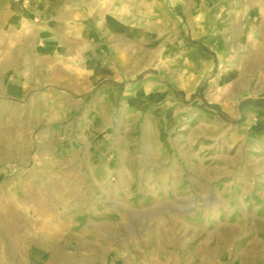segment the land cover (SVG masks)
<instances>
[{"label":"rangeland","instance_id":"374dc122","mask_svg":"<svg viewBox=\"0 0 264 264\" xmlns=\"http://www.w3.org/2000/svg\"><path fill=\"white\" fill-rule=\"evenodd\" d=\"M175 2L118 32L0 0V264H44L92 206L195 233L181 264H264V0Z\"/></svg>","mask_w":264,"mask_h":264},{"label":"crops","instance_id":"0c3cea01","mask_svg":"<svg viewBox=\"0 0 264 264\" xmlns=\"http://www.w3.org/2000/svg\"><path fill=\"white\" fill-rule=\"evenodd\" d=\"M142 1L31 0L32 7L30 8L39 15H107L109 29L124 32L133 29V16L159 15V10L165 9L166 0H144L145 4ZM168 5H170L169 2ZM144 7H150L152 10H143ZM171 7L176 11H181L180 8L183 11L186 10L180 0H176L175 6L173 4ZM188 10L191 11L192 7ZM2 150L3 146H0V151ZM160 172L164 173L165 170L160 169ZM74 211H71L70 217H77V220L82 217V221L85 220V215L93 217L104 215L103 218L106 220L100 221L101 225L95 227L96 230L86 226L82 230H70L63 233L56 238L55 245L53 241L50 244L47 242L48 238L53 239V237L46 235L45 247H29L28 250L31 252L28 254H43L46 256L44 264H99L102 258L109 264H181V254L196 256L198 252L195 239L194 243L190 244L195 238V233H192L193 235L188 237L189 240L183 243L179 239L180 234L173 230V221L168 224L159 223L156 230L118 233L112 232L116 226L107 220L109 218L107 215L112 214L111 207L102 206L97 209L94 206L87 209L78 207L75 215ZM1 227L0 225V230ZM59 239L61 242H58ZM69 244L74 246H68ZM211 250L212 248L208 249L206 253L211 254L209 253Z\"/></svg>","mask_w":264,"mask_h":264},{"label":"bare ground","instance_id":"6f19581e","mask_svg":"<svg viewBox=\"0 0 264 264\" xmlns=\"http://www.w3.org/2000/svg\"><path fill=\"white\" fill-rule=\"evenodd\" d=\"M218 234V233H217ZM220 234V233H219ZM222 236V235H221ZM228 240V239H227ZM251 243V244H250ZM250 245H252V250H250V251H246V253H244V254H246V256L248 257V259L249 260H251V257H252V254H254V253H256V252H259L258 250H257V246L256 245H260L258 242H256L255 240H251L250 241ZM218 250V249H217ZM214 251H216V250H214ZM213 253H215V252H213ZM240 255V254H239ZM241 258V257H240ZM246 258V257H245ZM248 259H246V260H248Z\"/></svg>","mask_w":264,"mask_h":264}]
</instances>
